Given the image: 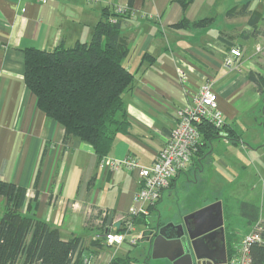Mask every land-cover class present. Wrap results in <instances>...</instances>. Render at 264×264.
<instances>
[{
	"label": "crops",
	"instance_id": "crops-1",
	"mask_svg": "<svg viewBox=\"0 0 264 264\" xmlns=\"http://www.w3.org/2000/svg\"><path fill=\"white\" fill-rule=\"evenodd\" d=\"M245 3V11L236 13ZM126 6L130 12L122 20L120 34L129 46L123 64L133 74L132 86L124 94L129 129L115 136L106 158L132 155L140 165L150 166L178 110L192 103L205 80L212 84L226 130L237 136L234 141L224 130L204 145L188 170L161 193L151 212L172 196L183 175L186 183H200L202 163L215 143L228 154L236 149L249 152L256 162L264 149V99L247 77L249 70L264 76V51L261 57L256 54V47H264V36L243 39L240 35L249 29L253 13L262 16L258 24L264 27V0H192L185 10L176 0H46L43 4L0 0V180L25 188L27 200L37 194L27 213L57 229L63 240L79 238V258L88 259V264H109L114 257L145 264L146 243L137 256L129 254L128 245H93L103 238L109 216L111 229H116L117 219L130 213L138 186L137 168L111 171L100 165L87 143L77 138L63 143V128L38 108L35 95L25 85L23 49L50 51L61 44L88 42L103 8L112 11ZM229 10L232 13L227 15ZM182 18L191 23L211 21L201 27L177 25ZM232 47L239 48L242 56L227 65L225 58ZM179 71L186 75V89L179 82ZM217 162L228 169L227 161L219 157ZM219 178L217 182H222ZM217 200L235 245L242 239L238 240L235 229L239 207L225 195L213 196L210 203ZM3 203L0 199L2 209ZM168 222L177 224L171 218L161 224ZM257 222L251 223L252 228ZM146 224L134 226V230L143 227V240Z\"/></svg>",
	"mask_w": 264,
	"mask_h": 264
},
{
	"label": "trees",
	"instance_id": "trees-1",
	"mask_svg": "<svg viewBox=\"0 0 264 264\" xmlns=\"http://www.w3.org/2000/svg\"><path fill=\"white\" fill-rule=\"evenodd\" d=\"M176 1L185 10L192 0ZM247 5L245 3L236 13L244 12ZM126 8L124 14L103 8L88 42L77 41L70 47L61 44L50 51L33 47L23 49L24 82L35 95L38 108L63 128L64 144L77 138L91 146L98 161L109 154L115 136L126 134L129 129L124 94L132 86L133 74L123 64L129 46L120 34L122 20L130 12V7ZM230 13L229 10L227 15ZM261 20L260 14L253 13L248 22L249 29L243 30L241 37L264 36V27L258 24ZM210 21L199 19L191 23L182 18L177 25L201 27L209 25ZM247 77L258 92L264 90L263 75L249 70ZM198 128L201 139L197 154L224 130L232 140H237L234 132L226 130L225 125L219 130L202 122ZM36 195L27 200L25 188L0 180V199L4 202L0 215V264H70L75 257V264L82 263L79 238L63 240L57 229L27 213ZM148 209L151 211V206ZM239 212L251 223L258 221L259 210L253 204L242 202ZM145 217L142 221L139 220L142 215L134 216L131 221L133 224L146 223ZM256 225L264 239V219ZM115 230L121 231V228ZM232 236L227 243L228 260L235 248ZM103 243L100 238L93 245L100 248ZM94 254L91 252L90 255ZM249 256L251 264H264V243L252 242ZM109 264H132V260L114 257Z\"/></svg>",
	"mask_w": 264,
	"mask_h": 264
},
{
	"label": "built area",
	"instance_id": "built-area-1",
	"mask_svg": "<svg viewBox=\"0 0 264 264\" xmlns=\"http://www.w3.org/2000/svg\"><path fill=\"white\" fill-rule=\"evenodd\" d=\"M43 4L46 0H35ZM114 11L124 14L126 7H116ZM260 47H256L259 51ZM242 51L237 47L229 50V56L225 58V64L230 65L233 59L240 58ZM181 86L186 89V75L178 72ZM212 84L205 80L198 91L192 97V103L178 110L173 128L166 139L164 146L157 152L150 166H142L132 155L121 159L103 158L101 166H107L111 171L124 169L133 171L137 168L138 186L133 195V207L129 214L117 219L121 231L110 229L103 234L104 243L108 246L118 247L123 243L130 246L137 244V238L133 236L134 225L131 218L138 215H147L148 208L153 206L160 198L161 193L169 188L171 181L180 173L187 171L193 158L197 154L201 134L198 125L202 122L210 124L217 129H222L225 121L217 108L216 94L212 91ZM257 226V225H256ZM254 227L242 239L235 243L234 253L228 260V264H251L249 246L252 242H263L260 236V227ZM88 259L82 264H88Z\"/></svg>",
	"mask_w": 264,
	"mask_h": 264
},
{
	"label": "rangeland",
	"instance_id": "rangeland-1",
	"mask_svg": "<svg viewBox=\"0 0 264 264\" xmlns=\"http://www.w3.org/2000/svg\"><path fill=\"white\" fill-rule=\"evenodd\" d=\"M259 47L260 49L256 51V54L258 57H261L264 47ZM261 93L264 99V90ZM262 133H264V130H262ZM245 144L249 145L247 142ZM258 154L261 158L256 162L254 160L255 156L249 152L245 154L236 149L234 153L228 154L222 146L215 143L214 149L211 150L202 163L203 172L199 174V184L186 183V177L183 175L178 180L179 182L175 191H172V196L163 205L159 204L154 212L148 209L147 215H142V218L139 220L145 221L143 218L146 216L145 219L148 221V224L145 226V233L147 229H151V226H154L157 222H167L170 218L177 223H181L183 218L193 212V210L195 211L203 205L210 203L215 195L229 197L231 203L236 207H240L241 200L248 201L258 208L261 220L264 219V149L260 150ZM219 157L227 162V159L230 158L228 169H224L217 162ZM218 177L223 181L217 182ZM1 214L2 207L0 205ZM235 222H237L235 229L238 240L253 229L251 222L246 217H241L240 214L235 215ZM136 223L133 225L135 226ZM142 231L143 227L139 226L132 232L133 236L137 238L136 245L130 246L127 243H123L125 246L128 245L126 246L127 250H129V254L132 256H137L143 249L145 242L141 238ZM231 236L232 233L229 232L228 240L229 238L231 239ZM149 262L151 264H163V262H166L164 264H172L166 259H150Z\"/></svg>",
	"mask_w": 264,
	"mask_h": 264
},
{
	"label": "water",
	"instance_id": "water-1",
	"mask_svg": "<svg viewBox=\"0 0 264 264\" xmlns=\"http://www.w3.org/2000/svg\"><path fill=\"white\" fill-rule=\"evenodd\" d=\"M112 220L109 216L105 233L111 229ZM119 225V222L114 224L115 228ZM222 225V203L219 200L191 212L181 223L157 222L144 238L148 256L150 259H166L172 264H226L224 244L222 255L217 258L220 262L214 261L211 253L215 248L209 246L210 235L222 230Z\"/></svg>",
	"mask_w": 264,
	"mask_h": 264
},
{
	"label": "flooded vegetation",
	"instance_id": "flooded-vegetation-1",
	"mask_svg": "<svg viewBox=\"0 0 264 264\" xmlns=\"http://www.w3.org/2000/svg\"><path fill=\"white\" fill-rule=\"evenodd\" d=\"M189 226H191L190 223H189ZM152 227L153 226H151V229L146 230L145 236L150 233V231L152 230ZM228 234H229V232H228V229H226V227H225L224 217H223L222 230L218 229L217 231H215L213 234L210 235L209 246L215 248V251H213V253H211L215 262H220V260L217 258L222 255L221 254V248L224 244L225 259H226V264H228V254H227L228 253L227 252ZM149 261H150V258H149V256H147L144 263L145 264H151Z\"/></svg>",
	"mask_w": 264,
	"mask_h": 264
}]
</instances>
